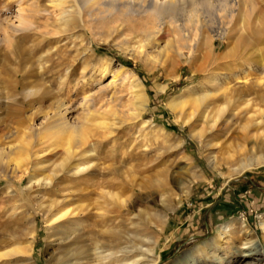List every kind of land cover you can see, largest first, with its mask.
<instances>
[{"label": "rangeland", "instance_id": "rangeland-1", "mask_svg": "<svg viewBox=\"0 0 264 264\" xmlns=\"http://www.w3.org/2000/svg\"><path fill=\"white\" fill-rule=\"evenodd\" d=\"M249 1L250 6L246 9L241 23L243 30L238 36L246 39L236 41V37L234 42L238 43L234 45L235 48L228 50L226 42L221 38L213 39L207 28L208 37L211 39L203 38L204 46L202 45L193 59L187 52V58L184 60L191 63L180 65L176 64L175 58L161 65L139 55L134 49L133 46L141 37L142 29L145 25L151 24L147 15L130 16L121 10L111 9L110 11L105 7L99 9L101 11L95 10L97 12L85 11L86 13H81V17L77 14L80 13L77 10L70 11L78 24L75 23V25L79 28L78 33L76 32L80 34L77 43H81L88 49L89 72L85 78L78 79L81 71L79 68L73 77L63 84L58 79L49 84L54 91L64 88L61 96L71 108L70 118L73 116V120H79L84 127L79 128V133L58 128L48 129L50 128L48 123L54 114L51 108L52 95H46L43 98L39 95L28 98L18 95L0 107V153L2 154H0V242L5 240L0 246L2 247L0 255L11 248L17 251L32 241L34 248L31 255L36 264H50L56 247L54 243L48 245L49 240L54 241L56 238L54 233H51L52 230H49L47 222L52 216L50 204L52 201L61 200L66 195L77 199L82 195H88L86 200H79L77 204L88 205L93 215L104 212L107 206L103 198L101 199V194L108 189L100 185L102 182V179H99L100 175L92 179L82 176L73 180L67 173H63L65 171H62L61 161L64 157L62 149L64 148L60 143L63 144L66 141L75 143L79 141L81 134L92 133L101 136L100 140L104 145L103 148L96 145L98 148H95V154L99 155L102 150L112 144L118 149V160L125 161L123 168L126 172L128 171L127 173L106 177L116 184V191L129 197L130 202L134 199L136 205L146 206L145 202H141V198L164 188L169 192L171 201L175 203L174 210L168 212L164 231L159 230L157 226H153L151 231L155 239L159 241L156 246V254L161 257L159 264H172L189 250H192L190 255L180 258L175 264H192V261L198 257L199 259L207 257V264H216L211 252L207 251L208 247L214 245L211 239L221 232L225 224L241 218L246 226L243 232L233 234L225 239V242L219 241L222 248L218 256L226 258L224 264H238L243 259L239 253L244 247L241 243L248 238H254V241L264 245V233L261 227V220L264 218V163L245 169L241 173H234L232 170V164L239 158L260 151L259 145L264 143V123L252 124L245 129L244 118L236 119L233 124L222 121L212 133L200 139L193 135L192 126L195 124L177 121L175 113L166 103L173 97L184 95L191 86L201 89L202 87L199 86L202 85L213 90L208 79L216 74L223 82L226 80L225 74H228L229 86L245 91L248 85L264 81V72L262 73L259 64L261 57L259 51L264 49V44L258 42L259 34L264 32V0ZM45 3L46 0H29L22 6L24 8L35 6L36 9ZM65 4L71 5L70 2ZM213 6L208 9L209 12L207 9L201 11V17L207 26L213 27L223 21L230 23L231 18L228 17L222 2L216 1ZM58 12L59 9H57ZM18 13L19 0H0V36H8L5 41L0 42V79L5 83L14 80L15 72L19 71V32L12 29L18 24ZM35 13H31V16ZM77 15L78 17H75ZM234 20V23H238L239 19ZM51 21L54 22V19ZM71 40L63 41L61 44L69 43ZM214 45L218 48L215 54L223 56V59L217 65L214 64L215 67L210 69L209 73H194L191 66H199L201 56L210 53ZM245 52L249 56L245 55ZM103 67H106L105 71H102ZM113 75H115V86H108ZM236 77H247L248 84H237ZM137 80L144 84L143 88L149 100L148 107L140 118L135 117L138 109L133 103L137 101L135 92L138 87H133L138 83ZM159 84H165L166 89L161 91ZM11 85L8 84V88ZM2 95L12 97V92L6 89ZM90 106H93L96 111L88 116L87 110ZM249 108H251L250 105ZM17 111L19 115L15 114ZM32 112L35 114L31 115ZM115 115L117 118H114ZM111 121L115 123L112 132L108 128V122ZM42 127L48 128L42 130ZM161 127L167 131V136L164 131H160ZM209 143L213 145L208 146ZM79 145L80 147L84 145L81 148L88 146L85 142L83 144V141ZM41 148L44 151H40ZM28 151H40V154L43 151L41 155H38V160H45L44 168L28 165L30 162ZM25 155L28 157L26 158ZM6 165L16 167V175L6 177ZM27 166H29L28 170L25 169ZM191 166L197 167L202 172L203 178L197 179L192 184L190 192L184 194L181 191V182L185 177L186 168ZM52 171H56V176L52 174ZM32 174L41 181L39 185L31 186ZM47 174H50L51 181L44 180ZM161 177H166L164 186H154L150 190L141 188L155 184ZM130 178L135 179L133 184ZM77 188L85 190L78 191ZM157 207L165 210L163 205ZM5 224L6 228L9 227L11 230L9 233L6 231L8 234L5 232L4 235ZM19 226L21 230H18ZM16 230L24 234L16 238L10 236ZM202 244V247H197ZM208 253L209 258L206 256ZM137 254L139 255L135 253L132 256ZM19 255L22 254L14 253L13 258H0V264L16 262L18 264ZM21 264L29 263L24 261Z\"/></svg>", "mask_w": 264, "mask_h": 264}, {"label": "bare ground", "instance_id": "bare-ground-1", "mask_svg": "<svg viewBox=\"0 0 264 264\" xmlns=\"http://www.w3.org/2000/svg\"><path fill=\"white\" fill-rule=\"evenodd\" d=\"M216 1L222 2L223 8L227 11L226 13L228 17L231 18V21L230 23H224L223 21L217 23L215 26L213 25V27H209L201 17V11L203 9L208 10L212 8L213 3ZM26 2H29V0H19V13L17 14L18 24L12 28L15 32H19V71L15 72V79L10 81V83H5V81L0 79V107L8 103L11 98H15L18 95L25 98L36 95L43 98L46 95H52L53 105L51 108L54 114L52 115V119H49V125L47 124L50 128L42 127V130L45 128H58L59 130H68L73 133H79V128L84 127V125L79 122V120H73V116L70 118L69 113L71 108L67 105V102L62 100L61 96L64 88L61 87L54 91L49 83L58 79L63 84V82L73 77L74 73L79 68H81V71L78 74V79L85 78L89 72L88 66L90 62L88 61L89 56L87 55L88 49L84 48L81 43H77L80 34H76L78 31L77 29H79L77 28L78 24L74 21V17L71 16L74 10L80 12L77 13L80 14L79 17H81V13L85 11L97 12L95 10H99L102 7L110 11L111 9L121 10L126 15L130 16L143 15L142 17H144V15H147L151 24L145 25V28L142 29L141 37L135 42L137 44L133 46L134 49L139 55L145 56L149 60L155 61L161 65L166 64L169 60H172V58H175L176 64L180 65L181 63H191V61L184 60L187 58V52L190 58L193 59L197 51L202 48L203 38L207 40H209V38L211 39V37L213 39L221 38L226 42L228 50L232 49L234 45L238 43L234 42L236 37V41H239V39H246L244 37L242 38V36H238L243 30L241 23L243 22L246 9L250 6L249 0H46V3L42 7L35 9V6L31 5V8H24L22 5ZM65 2H70L71 5H66ZM57 9H59L58 13ZM33 12L36 13L34 16H31ZM222 14L220 13V15ZM75 17H78V15ZM221 18L222 17H220V19ZM52 19H54V22L51 21ZM236 19H239L238 23L233 22V20L236 21ZM75 23L77 25H75ZM238 24L240 25L237 26ZM207 28L211 33V37H208ZM259 35L260 38L258 42L264 44V32ZM6 36H0V42L3 40L5 41ZM67 40L71 41L61 44L63 41ZM217 49V46L214 45L210 53H202L201 64L196 67L191 66V70L194 73H209V70L215 67L214 64L217 65L219 61L223 59V56L220 57L218 56L219 54H215ZM259 53L261 56L259 58V64L263 73L264 49L260 50ZM245 55L248 54L246 53ZM105 69L106 67H103L102 71H105ZM92 72H94V70ZM224 77L226 79L225 82L219 80L217 74L209 77L208 83H210V86H213V90L207 89L208 87L202 85L199 86L202 87L201 89L197 88V86H191L184 95L173 97L166 102L169 109L175 113L177 121L180 120L184 124H195L192 126V132L194 136L200 139L212 133L216 129L218 123L222 121L233 124L236 119L244 118L246 120L245 129H248L252 124L260 123L261 125V123H264V107L262 106L264 105V81L248 85L245 87V91L231 88L229 86L230 81L228 79V74H225ZM114 79L115 75H113L108 82V86H115ZM236 80L237 84H248L247 77H236ZM8 84H12V87L10 86V88H8ZM133 87H138V90L135 92L136 99L134 98L137 101L133 103L138 109L135 117L140 118L147 109L149 100L142 82L138 81ZM159 88L161 91H164L166 85L159 84ZM6 89L11 90L12 97H7L8 95L3 97L2 93ZM250 95L253 96L248 98ZM249 105L251 108H249ZM87 111L88 116H90L96 110H94L93 106H90ZM35 112H32L31 115L35 114ZM15 114L19 115V111ZM128 114L131 115V113ZM133 114L134 113H132V115ZM114 118H117V116L115 115ZM114 126V122H108V128L111 130L110 132H112ZM160 131H164L165 135H168L164 128L161 127ZM100 137L101 136L94 133L90 135L81 134L79 141L75 143L66 141L61 144L59 141L60 145L64 148L62 149L64 150V157L62 156L63 158L61 161L62 171H65L63 173H67L73 180H77L82 176L92 179L96 177V175H100L99 179H102L100 185L103 186L104 189H108L101 194V199L103 198L104 204L107 207L104 208L103 213L101 211V213L96 215L91 214V209L88 205L82 206L77 204L79 200H86L88 195H82L78 199L71 195H66L62 197L61 200L52 201L50 204V215L52 216L48 218L47 222L50 227L49 230H52L51 233H54L56 238L54 237L55 240L53 239L55 242L52 241V239L49 240L48 245L54 243L53 245L56 247L51 257L50 264H159L161 257L156 254V246L159 241L155 239L151 231L153 226H157L162 232L164 231V225L168 220V212L174 210L176 205L171 201L169 192L164 188L144 195L141 198V202H145L146 206L136 205L134 199L130 202L129 197H125L123 194L116 191V184L106 177L122 175L128 171L126 172L123 168L125 166V161L118 160V149L113 147L112 144L110 147L102 150L99 155L95 154V148H98L96 145L102 148L104 146ZM80 140L83 141V144L84 142L88 144V146H86V148H81L84 145L80 147ZM263 144L259 145L261 149L258 153L242 156L235 161L234 164H232L233 172L241 173L245 169L263 164ZM212 145V143L208 144V146ZM25 148L27 147L25 146ZM41 150L43 149L41 148L40 151ZM40 151H28L30 155V162L28 165H34L36 166L35 168H44L45 160H38V155H41L44 150L41 154L39 153ZM25 156L26 158L28 157V155ZM21 160L23 161V159ZM9 165L5 167L6 177H13L17 169ZM28 168L29 166L25 169L28 170ZM55 172L52 171V174L54 175ZM184 174L185 177L181 182V191L184 194H188L192 184L197 179L203 178V174L195 166L186 168ZM49 175L44 177V180L51 181L52 178ZM54 176H56V174ZM134 180L135 179L132 180V178H130L132 184ZM30 181L31 186L32 184L39 185L41 182L37 179V176L33 174L31 175ZM165 181L166 177H161L155 184L141 188H144V190L149 188L150 190V188L154 186L162 187L165 185ZM45 184H49V182ZM29 188L31 189L33 187ZM76 190L84 191L85 189L77 188ZM159 205H163L165 210L159 209L157 207ZM261 227L264 233V218L261 220ZM245 228V222L241 218L225 224L221 232L215 238L211 239L212 242L214 241V245L213 247L211 246L212 248L208 247L207 251L211 252L214 263L224 264V261H226V258L218 256L222 248L219 241H224L233 234L241 233ZM10 230L11 228H6L5 224L3 230L4 235L6 231L9 233ZM18 230H21L20 226ZM18 230L10 234V236H14L15 238L21 237L24 233ZM8 233L6 232V234ZM51 233L50 237H52ZM5 239H7V237H5ZM253 239L254 238L244 239L245 241L241 243L244 247L241 248V251L239 250L240 252H237L240 253L243 259L240 260L238 264H264V245H261L259 241H254ZM2 241L5 242V240ZM2 241L0 242V246L4 243ZM202 246L203 244L197 247ZM5 247H7V245ZM33 248L34 243L31 241L29 245L23 246L17 249V251L12 248L3 251L0 258H13L14 253H20L22 255H19V260H17L19 261L18 264L24 261H27L29 264H36L31 255ZM191 252L192 250L183 253L179 259L190 255ZM135 253H139V255L132 256ZM206 256L209 258V253ZM203 258L204 259L201 257L200 259L199 257L195 258L192 264H207V257ZM179 259L172 264L178 262ZM14 262L16 261L14 260Z\"/></svg>", "mask_w": 264, "mask_h": 264}]
</instances>
